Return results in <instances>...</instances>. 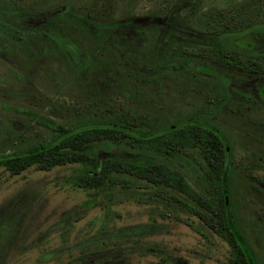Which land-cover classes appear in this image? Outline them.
<instances>
[{
  "label": "trees",
  "instance_id": "obj_1",
  "mask_svg": "<svg viewBox=\"0 0 264 264\" xmlns=\"http://www.w3.org/2000/svg\"><path fill=\"white\" fill-rule=\"evenodd\" d=\"M111 6L109 0L87 6L0 0V57L16 67L11 69L15 77L27 88L38 67L54 84L60 68L65 81L84 88L85 98L80 111L72 108L78 115L54 122L48 138L32 139L22 147H16L21 139L8 121L0 165L18 173L30 165L47 169L76 162L70 179L86 189L85 201L100 193H124L160 200L170 209L185 208L227 241L231 264H260L233 207L237 170L230 168L236 160L232 147L202 141L204 133L210 138L223 133L214 122L217 112L234 117L239 102L253 97L247 86L252 77L259 79V95L264 97V12L241 23L226 17L218 27L196 35L184 33L189 26L185 14L184 24L152 23L135 33L131 26L144 25L132 22V16L116 17ZM172 10L167 5L162 17ZM262 112L260 107L261 133L253 140L260 151L244 154L251 162L262 156ZM112 144L127 147L130 154L100 153ZM245 162V171L264 182ZM140 185L150 186L149 191L136 189ZM7 208L15 207L9 201L0 212ZM17 214L9 238L0 246V264L6 262L22 218ZM146 226L129 224L93 241L127 239L152 230ZM167 260L161 256L146 264H171Z\"/></svg>",
  "mask_w": 264,
  "mask_h": 264
},
{
  "label": "rangeland",
  "instance_id": "obj_2",
  "mask_svg": "<svg viewBox=\"0 0 264 264\" xmlns=\"http://www.w3.org/2000/svg\"><path fill=\"white\" fill-rule=\"evenodd\" d=\"M16 1L25 5L70 1L87 6L100 5L102 0ZM109 1L116 17L132 16V22L144 25L131 26L132 31L152 23L164 26L168 21L184 24L182 15L185 14L189 26L183 31L188 35L218 27L229 16L241 23L264 12V0H196L194 3L192 0ZM192 4L194 8L190 11ZM167 5L173 6V10L162 17ZM221 10L223 14H220ZM11 69L16 67L0 57V86L3 87L0 90V147L7 135L4 128L8 121L15 129L13 135L21 139L17 140L16 147H22L32 139L48 138L54 122L64 123L78 115L73 112V106L78 111L82 109L84 88L65 81L60 68L55 75L58 83L53 84L37 67L27 88ZM25 88L27 91L23 93ZM11 89L14 91L12 96ZM28 92L32 94L26 95ZM24 107L30 111H23ZM260 107L264 119V104ZM49 118L53 122H48ZM231 129L235 131L238 128L232 124ZM223 134L227 139L231 136L234 154L242 164L237 168L239 181H233V207L259 263L264 264V182L256 181L244 169L245 161L250 162L247 166L250 171L264 176V144L261 145L262 156H256V160L251 162L245 159L244 154L260 150H255L250 144L248 148L244 147L237 138L239 133L226 131ZM100 149L102 155L130 153L127 147L116 144ZM77 165L69 162L47 169L30 165L18 173H11L0 165V209L9 201L15 207L0 212V246L9 238L17 213H22L13 242L6 252L5 264H146L161 256H166L171 264H231L227 241L215 231L204 228L198 216L185 208L170 209L160 200L127 197L124 193L111 196L100 193L85 201L89 197L86 189L71 183L70 179L73 167ZM136 189L149 191L150 186L140 185ZM137 223H148L150 226L146 229L152 230L141 235H128L127 239L115 237L106 242L93 241L97 236Z\"/></svg>",
  "mask_w": 264,
  "mask_h": 264
},
{
  "label": "flooded vegetation",
  "instance_id": "obj_3",
  "mask_svg": "<svg viewBox=\"0 0 264 264\" xmlns=\"http://www.w3.org/2000/svg\"><path fill=\"white\" fill-rule=\"evenodd\" d=\"M240 38V37H239ZM259 79L257 77H252L250 82L247 84L249 87V91L253 97H251L250 100H241L239 102L238 107H236L234 117L231 115H226L225 112H217V114L214 116V122L217 123L222 129L223 133L227 131V133H239L237 138L240 140L241 143H243L244 147L248 148V145L250 144L251 147L255 146L256 140L253 142L254 139H256L257 134L261 133L259 131V125H258V112H259V106L260 104H264V97H260L259 93ZM262 90L263 87L261 88ZM234 112V111H233ZM237 126V132L232 131L231 125ZM226 128V131H225ZM223 133H214L213 137L210 138V133H204L205 137L202 142H206L209 144H212V146H218L219 144L229 143L232 147V153L234 154V144L232 141L231 136H229V139H227ZM242 133V135L240 134ZM220 138H219V137ZM222 139V140H221ZM194 142L198 141L199 139L195 140ZM195 146V144H193ZM200 146V145H199ZM251 149V148H250ZM130 154V153H129ZM234 158L236 159L234 162H231L230 168L237 170L238 167H241V159L239 157H236L234 154ZM199 175V174H196ZM253 175V174H250ZM238 177L235 176L232 178V182L237 180ZM256 181L262 182V179L260 180L258 177H255ZM193 182L192 180H189ZM239 181V179H238ZM197 182V181H196ZM204 182V181H203Z\"/></svg>",
  "mask_w": 264,
  "mask_h": 264
}]
</instances>
